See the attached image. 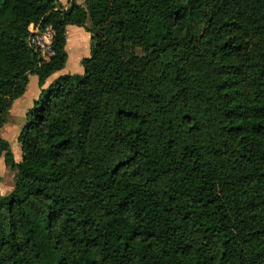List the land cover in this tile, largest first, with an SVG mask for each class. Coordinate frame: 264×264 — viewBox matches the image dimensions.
Segmentation results:
<instances>
[{
	"label": "trees",
	"instance_id": "trees-1",
	"mask_svg": "<svg viewBox=\"0 0 264 264\" xmlns=\"http://www.w3.org/2000/svg\"><path fill=\"white\" fill-rule=\"evenodd\" d=\"M68 3L0 0V130L41 89L19 164L0 137V264H264V0ZM69 26L92 35L83 74L42 90Z\"/></svg>",
	"mask_w": 264,
	"mask_h": 264
},
{
	"label": "crops",
	"instance_id": "crops-1",
	"mask_svg": "<svg viewBox=\"0 0 264 264\" xmlns=\"http://www.w3.org/2000/svg\"><path fill=\"white\" fill-rule=\"evenodd\" d=\"M58 1L64 9H67L69 7L68 0H58ZM77 4L81 5L82 7H85V0H81L80 2L77 0ZM85 26H86V29L92 28V24H91L90 19H88L86 21ZM86 29L75 27V26L67 27V43H66V52H67V56H68L67 63L65 65V68L62 71L53 74L46 81L42 90L48 89L55 82V80H57L61 76H66V75H71V74H76V75H82L83 74L82 68L80 66V62L83 59L90 57V52H91L90 47H89V43H91V37L86 32ZM69 52H73V53H71V56H70ZM37 83H38V80H37ZM27 93H28V90L26 91L25 95L23 97H21L20 99H18L17 101H15L13 103V105L15 103H16V105L22 103L23 99L26 97ZM40 93H41V89L38 87L37 88V95H36L37 99L39 98ZM13 105H12V107H13ZM12 107H11V109H12ZM32 107H33L32 105H28V106L22 108V114L26 115V113ZM10 110L8 111L9 113H10ZM9 113H7V114H9ZM24 125H25V123L21 127V130L24 127ZM16 142H17V137H16ZM14 145H15V152L14 153H16V154L13 153L12 145L9 143L10 150L13 153L14 161H15V163L19 164L22 161V152H21V149L19 148L17 143ZM4 165H5V159L3 156H1L0 157V167H2L1 169H5ZM5 167H6V169L3 171L5 172V175H7V173H8L7 169H10V168H8L6 165H5ZM11 176H12V174H11ZM0 177L2 178V180H4V184L3 185L1 184L2 186H0L1 196L7 197L14 190L15 181L14 182L11 181L8 184L7 181L5 180V176L3 177V175H0ZM1 183H2V181H1Z\"/></svg>",
	"mask_w": 264,
	"mask_h": 264
},
{
	"label": "rangeland",
	"instance_id": "rangeland-1",
	"mask_svg": "<svg viewBox=\"0 0 264 264\" xmlns=\"http://www.w3.org/2000/svg\"><path fill=\"white\" fill-rule=\"evenodd\" d=\"M78 1L80 2L81 0H78ZM204 29H205L204 25H201V24L192 25V27H191L192 36L193 37L200 36L202 34V32L204 31ZM89 35L92 38V35L91 34H89ZM33 40L35 41V46H34L35 48H38L39 44H44V40H42L39 35L34 36ZM92 46H93V42L91 40V43H89L90 51H91ZM43 52H44V58H46V59L49 58V51L47 49H44ZM69 53L71 56V53H73V52H69ZM82 61L80 62L81 68H82V65H81ZM82 73H83V68H82ZM71 75H76V74H71ZM37 80L38 79L35 76L30 75L28 77V86H27L28 93L26 94V97L23 99L22 103H20L18 105H16V103H15L13 105L12 109L10 110V113L8 112L9 114H7L6 124L0 130V137L12 145L13 153L15 152V145L14 144H16V143L18 144V137H19V134L21 131V127L25 123V115L22 114V108H24L28 105H32L34 107L35 104H38V103H36L38 101L37 96H36L37 95V88L39 87ZM55 104H57V108L61 114H63V115L68 114V116L71 117V119H72V115L68 112V109L66 108V106H64L63 110H62L60 107L62 105L61 102H59V101L55 102V103H53V106ZM16 137H17V142H16ZM18 146H19V144H18ZM19 148H20V146H19ZM14 154H16V153H14ZM1 168L2 167H0V173H1L0 175H3V177L5 176V180L7 181V183L9 184L11 181L14 182L15 177H16V172L12 171L11 169H7L8 173H7V175H5V172L3 171L6 169L5 165H4L5 169H1ZM11 174H12V176H11ZM1 184L2 185L4 184V180H2Z\"/></svg>",
	"mask_w": 264,
	"mask_h": 264
},
{
	"label": "built area",
	"instance_id": "built-area-1",
	"mask_svg": "<svg viewBox=\"0 0 264 264\" xmlns=\"http://www.w3.org/2000/svg\"><path fill=\"white\" fill-rule=\"evenodd\" d=\"M32 37L29 39V46L33 49V51L38 55L40 64L49 62L50 58L54 55L52 50V37L53 31L52 29L48 28L44 31H39L35 29L33 26L29 29ZM39 35L42 40H44V44H39L38 48H35V41L33 40L34 36ZM47 49L49 51V58H44L43 50Z\"/></svg>",
	"mask_w": 264,
	"mask_h": 264
}]
</instances>
